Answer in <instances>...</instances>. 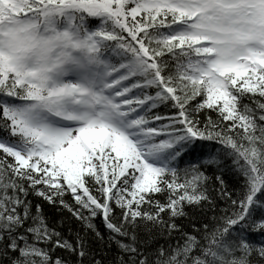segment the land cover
<instances>
[{
  "label": "snow or ice",
  "instance_id": "6c2138e0",
  "mask_svg": "<svg viewBox=\"0 0 264 264\" xmlns=\"http://www.w3.org/2000/svg\"><path fill=\"white\" fill-rule=\"evenodd\" d=\"M0 264H264V0H0Z\"/></svg>",
  "mask_w": 264,
  "mask_h": 264
}]
</instances>
